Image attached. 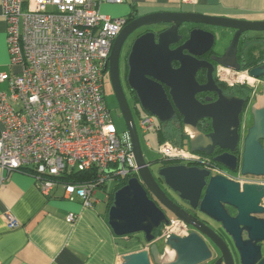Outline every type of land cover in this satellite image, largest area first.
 Instances as JSON below:
<instances>
[{
  "label": "water",
  "instance_id": "95a60500",
  "mask_svg": "<svg viewBox=\"0 0 264 264\" xmlns=\"http://www.w3.org/2000/svg\"><path fill=\"white\" fill-rule=\"evenodd\" d=\"M164 24L169 26L158 35L149 30L138 36L128 57V83L136 91L141 107L161 123L174 119L178 111L184 124L196 130L193 137L185 140V146L205 154H213L219 147L225 151L214 159L231 174L264 178V97L251 104L246 97L224 94L216 85L214 64L199 58L215 45L221 33L191 28L204 24L235 30L229 45L212 59L218 66L241 70L247 64L239 59L241 38L244 34L247 38L251 31L264 32V20L197 11H155L132 19L116 37L109 65L112 86L139 169L137 175L115 192L109 223L118 236L142 232L146 245L140 251L123 255L120 262L237 264V255L238 264H264V182L240 181L183 163L159 166L156 177L151 167L153 162L144 155L139 130L121 84L120 58L123 45L132 33L145 26ZM184 38L181 45L172 47ZM201 68L208 70L205 84L197 79ZM250 74L264 80V62L251 67ZM207 90H216L218 99L208 103L197 99V93ZM248 113L252 122L246 127L244 119ZM205 118L212 121L213 131L209 133L198 130V122ZM168 189L176 193L177 200ZM169 212L193 229L187 236L172 235L166 240L172 252L167 258L155 231L169 221Z\"/></svg>",
  "mask_w": 264,
  "mask_h": 264
},
{
  "label": "built area",
  "instance_id": "2783aa9c",
  "mask_svg": "<svg viewBox=\"0 0 264 264\" xmlns=\"http://www.w3.org/2000/svg\"><path fill=\"white\" fill-rule=\"evenodd\" d=\"M103 1L1 0L11 63L21 69L13 76L0 72V83H10L8 92L0 90V167L29 173L45 195L61 185L70 199L79 196L87 206L109 180L129 179L139 169L129 133L121 136L116 128L105 89V70L127 17L103 14L99 10ZM217 75L232 87H253L261 80L248 68L218 66ZM155 125L148 113L139 117L137 128L146 133ZM186 131L189 137L195 134ZM159 152L165 160L201 165L240 181L264 182L223 171L207 155L185 145L164 141ZM84 171L94 173L95 180L60 178ZM6 217L9 228L19 225L10 213ZM67 220L74 222L76 215L70 213ZM189 227L178 217L164 223L156 237L164 242V252L171 251L166 240L189 235Z\"/></svg>",
  "mask_w": 264,
  "mask_h": 264
},
{
  "label": "crops",
  "instance_id": "0c3cea01",
  "mask_svg": "<svg viewBox=\"0 0 264 264\" xmlns=\"http://www.w3.org/2000/svg\"><path fill=\"white\" fill-rule=\"evenodd\" d=\"M184 4L188 3L182 0H124L117 4L104 0L99 10L113 18H128L133 14L136 18L155 11H197L208 15L264 20V0H198L195 4L212 9L210 11L184 9ZM256 13L261 16H255ZM7 28L0 0V72L13 76L20 72L21 67L11 63ZM222 34L221 48H226L234 31ZM240 48L241 54L251 53L257 57L264 49V33L248 32L247 38H242ZM260 79L251 86V104L263 100L264 80ZM9 88V80L0 83L1 91L8 92ZM248 126L250 124L247 123ZM119 184L120 181L114 180L111 187L107 184L101 188L100 192L106 193L105 199L97 197L98 191L96 201L87 206L79 196L70 199L61 185L45 195L29 173L0 167V264H121L123 255L144 249L146 243L143 237L137 236V233L118 236L109 223L110 201L113 196L114 202L118 190L115 188ZM7 213L18 220L17 227H8ZM70 213L76 215L74 222L67 220ZM163 224L155 231L156 237ZM171 256L172 252L165 253V257Z\"/></svg>",
  "mask_w": 264,
  "mask_h": 264
},
{
  "label": "flooded vegetation",
  "instance_id": "af4514ba",
  "mask_svg": "<svg viewBox=\"0 0 264 264\" xmlns=\"http://www.w3.org/2000/svg\"><path fill=\"white\" fill-rule=\"evenodd\" d=\"M131 20H132V19H130V18L128 17V18H127V23H126V25H127ZM126 25H125V26H126ZM125 26H124V27H125ZM168 26H169V25L164 24V25H161V26H149V27H148V26H145V27H142V28L136 30L134 33H132V34L126 39V41H125V43H124V45H123L122 52H121V58H120V78H121V84H122V87H123V90H124L125 96H126V98H127V101H128V103H129V105H130V108H131V111H132V114H133L134 120H135L134 111L136 110V112H139V113H140V108H141V110H142L143 108L141 107L140 100H139V98H138V95H137L136 91H135L134 89H132V88L129 86V83H128V74H129V70H130V67H129V64H128V57H129V54H130V52H131V50H132L133 43H134L135 39H136L138 36L142 35L143 33L147 32V31H149V30H154V31H156V32H157V35H158V33H159L160 31L166 29ZM192 27L205 28V29L211 30V31H213V32H215V33H221V35L217 37L215 45H214L209 51H207V52H205L204 54L200 55L199 58H200V59L208 60V61H210V62H212V63L214 64V66H215L214 78H215V81H216V85H217V86L223 91L224 94H226V95H230V96H231V95L241 96V95H240V91L237 90V88H235L236 86H239V85H236V86H233V87H232V86H230L229 84H227V83H225V82H223V81H221V80L219 79V77H218V75H217V67H218V65H217V63L212 59L215 53H217V54H221V53L223 52V50L225 49V48H221V45L223 44V43H222V41H223V40H222V38H223V34H222V33H228V31H231V30H230V29L218 28V27H214V26H210V25H204V24L191 25V28H192ZM122 30H123V29H122ZM181 31H182V30H181ZM232 31H234V33H235V30H232ZM261 33H262V32H261ZM263 33H264V32H263ZM244 35H245V34H244ZM244 35H243V36H244ZM232 37H233V36H232ZM232 37L229 39V43H230ZM242 38H244V37H242ZM242 38H241V40H242ZM184 41H185V38L182 39L179 43L173 45L172 47L174 48V47H176V46H179V45H181ZM221 43H222V44H221ZM240 44H241V43H240ZM241 53H242V52H241V48H240V45H239V59H240V61H244V60L247 61V60L249 59L248 55H244V54H241ZM259 55H260V54H258L257 57H259ZM262 60H263V62H264V57H263ZM122 64H123V65H122ZM243 69H246V67L243 68ZM248 69H250V68H248ZM207 71H208L207 68H201V69H199V71H198V73H197V79H198V81H199L200 84H205V83H207V81H208ZM110 82H111V85H112L110 65H109V63H108L107 68H106V70H105V85H107L106 83H110ZM245 85H246V84H245ZM112 88H113V86H112ZM165 88H166V87H165ZM166 89H167V91H169L168 88H166ZM113 91H114V89H113ZM114 93H115V91H114ZM115 96H116V94H115ZM218 96H219V95H218V92H217L216 90L201 91V92L197 93V95H196L197 99H199L202 103H208V102H210V101H215V100L218 99ZM131 97L133 98V103L130 102V98H131ZM242 97H243V96H242ZM120 111H121V110H120ZM241 116H242V115H241ZM178 117L181 118L182 121H183V115L177 111V112H176V117H175L174 119L170 120L169 122H171V121L177 119ZM242 120H243V118H242ZM135 122H136V120H135ZM167 123H168V122H167ZM183 123H184V122H183ZM136 125H137V123H136ZM184 125H185V124H184ZM187 128H188L190 131L196 132V130L193 129L192 127H190V126H186V125H185V131H186ZM198 130L204 131V132H206V133H209V132L213 131V127H212V121H211V119H209V118H205V119L200 120V121L198 122ZM186 133L188 134L187 131H186ZM188 138H190V137H189V134H188ZM223 151H225V150H223V149L217 147V148L215 149V152H214L213 154H205V153H204V155H207V156L210 158V160H211L215 165H217L218 167H220L221 170L226 171V172H230V171H228L223 165L219 164V163H218L217 161H215V159H214V157H215L216 155L222 153ZM175 162L180 163V164L183 163V164L193 165V164H190V163H188V162H178V161L171 162V161H166L165 159H162V158H161V159L159 160V163H158L157 168H158L159 166L169 165V164H173V163H175ZM159 164H160V165H159ZM195 166L203 167V166H201V165H195ZM153 172H154V171H153ZM230 173H231V172H230ZM154 174H155V172H154ZM155 175H156V177H158L157 174H155ZM158 180H159L160 182H162V179L158 178ZM177 199H178V198H177ZM177 199H176V200H177ZM178 201H179V200H178ZM179 203H180L183 207H186V206H185V203H184L183 201H179ZM229 209H230L231 212H234L233 209H231V208H229ZM189 210H190V212H192L193 214L195 213L193 210H191V209H189ZM195 214H196V213H195ZM200 216L202 217V215H200ZM203 217H204V216H203ZM189 228H190V231L193 229L191 226H190ZM227 239H228V241H229V243H230V246H231V245H232V244H231V240H230L228 237H227ZM161 244H162V243H161ZM231 247H232V246H231ZM262 249H263V253H264V243H263V247H262ZM233 250H234V249H233ZM234 252H235V250H234ZM164 253H166V252H164ZM167 253H168V252H167ZM235 256H236V259H237L236 262H237V264H238V257H237V255H235ZM208 264H212V263H208Z\"/></svg>",
  "mask_w": 264,
  "mask_h": 264
},
{
  "label": "rangeland",
  "instance_id": "374dc122",
  "mask_svg": "<svg viewBox=\"0 0 264 264\" xmlns=\"http://www.w3.org/2000/svg\"><path fill=\"white\" fill-rule=\"evenodd\" d=\"M184 9H200V10H212V9H207V8H202L201 5H186L184 4ZM230 12V11H228ZM231 14H237L239 12H230ZM246 14V13H243ZM212 15V14H211ZM248 15V14H246ZM255 16L260 17L261 14H255ZM252 17V16H251ZM123 65V64H122ZM107 85H105V89H106V100H107V104L111 110L113 119H114V123L116 125V128L119 132V134L121 136H125L126 130H127V126H126V122L123 118V116L121 115V111L118 105V101L117 98L115 96V93L113 91L111 82L110 83H106ZM130 102L133 103V98H130ZM145 114H148L147 111H145L144 109L141 110L140 108V113L136 112V110L134 111V116H135V120L136 123L138 125V121H139V117L143 116ZM154 120L156 122V124L159 122L158 118L156 116H154ZM244 121L248 124H251L252 122V117L251 114L248 113V115L246 116V118L244 119ZM139 134H140V139H141V143H142V147H143V152L144 155L146 157V159L152 163V169L155 172V174H157V164L156 162H158L161 158L160 152H159V146H160V141L158 138V131H157V125L153 126L149 131H147L146 133H143L140 129H139ZM171 142V141H170ZM108 187H111L114 184L113 180H109L107 182ZM98 198H100L101 200L105 199L106 193L104 192H100V190H98ZM167 192L175 199L178 198V196L176 195V193H174L172 190L168 189ZM169 217H174V215L172 213H168ZM137 236L143 237L144 238V234L141 233H137ZM137 238V237H136ZM139 239V238H137ZM162 245H164V242H162ZM163 248V246H162ZM171 251H169L168 253H170Z\"/></svg>",
  "mask_w": 264,
  "mask_h": 264
},
{
  "label": "trees",
  "instance_id": "16d2710c",
  "mask_svg": "<svg viewBox=\"0 0 264 264\" xmlns=\"http://www.w3.org/2000/svg\"><path fill=\"white\" fill-rule=\"evenodd\" d=\"M133 15L130 16L129 18L134 19L135 16ZM244 42L246 41H243V43ZM261 51L262 52L260 53L259 57H255L251 53L248 55L249 59L247 60L246 68H251L263 62L262 59L264 57V49ZM235 88H237V90L240 91L241 96L246 97L248 99L252 97L253 88L251 86L239 85L236 86ZM157 131L160 142L171 141L174 144L183 146L185 145V140L188 138V134L185 131V125L182 119L179 117L168 123L158 122ZM166 161L174 162V160H166ZM60 178L63 179V181H67V182H85V181H94L95 175L91 171L90 172L84 171V172L73 173L70 175H64ZM116 180L120 181V184L115 189H119L127 182L128 179L117 178ZM106 185L107 184L103 185L102 187L105 188ZM112 203H113V196L110 201V205H112Z\"/></svg>",
  "mask_w": 264,
  "mask_h": 264
},
{
  "label": "clouds",
  "instance_id": "9594fccd",
  "mask_svg": "<svg viewBox=\"0 0 264 264\" xmlns=\"http://www.w3.org/2000/svg\"><path fill=\"white\" fill-rule=\"evenodd\" d=\"M260 178V177H259ZM264 179V178H263Z\"/></svg>",
  "mask_w": 264,
  "mask_h": 264
}]
</instances>
